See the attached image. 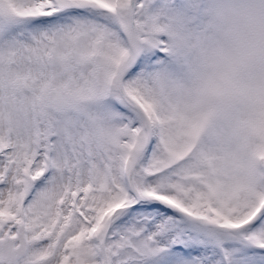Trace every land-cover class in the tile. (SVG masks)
<instances>
[{
    "label": "snow or ice",
    "instance_id": "6c2138e0",
    "mask_svg": "<svg viewBox=\"0 0 264 264\" xmlns=\"http://www.w3.org/2000/svg\"><path fill=\"white\" fill-rule=\"evenodd\" d=\"M203 21L0 0V264H264V75Z\"/></svg>",
    "mask_w": 264,
    "mask_h": 264
},
{
    "label": "clouds",
    "instance_id": "9594fccd",
    "mask_svg": "<svg viewBox=\"0 0 264 264\" xmlns=\"http://www.w3.org/2000/svg\"><path fill=\"white\" fill-rule=\"evenodd\" d=\"M203 54L225 57L253 77L264 75V0H203Z\"/></svg>",
    "mask_w": 264,
    "mask_h": 264
}]
</instances>
